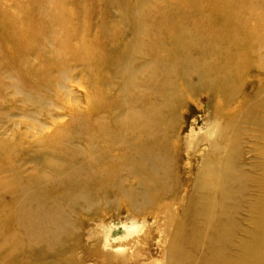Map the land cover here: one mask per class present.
Here are the masks:
<instances>
[{
    "label": "bare ground",
    "instance_id": "obj_1",
    "mask_svg": "<svg viewBox=\"0 0 264 264\" xmlns=\"http://www.w3.org/2000/svg\"><path fill=\"white\" fill-rule=\"evenodd\" d=\"M92 1L90 8L94 6ZM101 1L106 6L113 5L121 10L124 24L120 30L107 33L102 28L95 35L88 30L85 35L77 37L74 32L77 27L62 18V14L59 16L63 25L56 30L53 41L63 53L43 60L38 76L47 78L50 70L63 67L66 61L81 60L87 73L84 85L88 90L89 108L83 113L75 111L69 123L60 124L63 128L49 132L43 142V146L52 144L50 147L55 149L56 160L61 162L49 165L53 170L43 178L49 180L46 182L49 186L37 184L42 179L21 174L18 166L10 168V178L0 180V191L4 190L5 184L6 189L15 194L17 212L13 203L9 213L16 223L21 224L20 230L6 228L4 205L0 202V264L55 262L57 258L48 253L57 247L40 245L36 234L46 228L50 234L46 242H59L61 226L53 223L51 217L59 213L62 215V208H67V202L77 201V198L85 201L83 198L88 197V190L91 189L90 182L99 181L101 184L103 180L112 178L113 185L125 191L133 184L129 183V179L145 174L151 175L155 184L170 189L171 180L167 173L171 172L172 159L169 156L167 159L168 152L151 140V137H159L157 123L162 124L167 113L173 109L171 98L175 96H167L166 100L169 94L166 87L169 85L173 90L174 86L168 78L178 76V83L187 84L188 76L195 74L201 84L213 87L219 82L217 89L222 105L236 91L242 90L243 79L253 75L248 72L250 65L252 69H261L264 65V52H257L258 47H264V35L252 39L258 30L264 34V0H193L189 8L182 9L177 3L169 11L158 3L157 7L150 5V0ZM66 7L67 4L63 5L64 15L68 11ZM90 8L86 9L85 16L91 15ZM153 13L158 14V18L149 21ZM75 19L77 23H82ZM152 22L160 24L158 32L153 30ZM14 23L12 18L4 20V28L15 31L8 41L11 48L24 51L28 41L34 46L42 29H28L25 21L15 29ZM102 34L104 41L99 38ZM216 58L223 59L218 67L214 66ZM168 63L175 65L170 67ZM9 65L12 67L11 61L6 60L4 68ZM109 72L122 76L127 82L120 89L113 86ZM90 79L94 81L88 83ZM99 83L106 87H99ZM250 91L242 102L264 93L257 88ZM122 92L124 98L120 102L118 99ZM93 93L98 100L95 97L93 101ZM156 96L160 103L151 106L150 102ZM263 118L264 95L255 106L248 108L247 121H253L264 129ZM216 122L205 130L202 137L208 151L202 158L201 169L196 173L194 189L186 197L179 216L172 220L176 223L172 236L174 242L169 250L172 264H264V197L248 204L247 209L252 212L249 214H254L252 228L248 230L250 236L236 237L238 207L245 197L242 186L245 174L234 169L233 148L236 146L232 138L228 141L229 155L218 168V154L221 143L228 138L224 135L228 124L222 126L221 122ZM69 144H85L87 147L66 150ZM5 146H0L3 156L0 157L6 158L8 164L17 162L18 153ZM125 183L129 184L128 187ZM155 184L147 190H142L144 185L141 191L133 189L130 192L133 204L139 206L151 200L157 189ZM51 187L63 189L68 200L65 203L50 202L45 190ZM31 202L35 206L29 208ZM207 228H210L209 232L205 231ZM200 242H205V246L198 248ZM44 251H48L47 255Z\"/></svg>",
    "mask_w": 264,
    "mask_h": 264
},
{
    "label": "rangeland",
    "instance_id": "obj_2",
    "mask_svg": "<svg viewBox=\"0 0 264 264\" xmlns=\"http://www.w3.org/2000/svg\"><path fill=\"white\" fill-rule=\"evenodd\" d=\"M192 1L150 0V5L157 7L158 3L169 11L177 3L182 9L189 8ZM91 2L93 1L0 0V146L4 148V145H7L5 147L18 153L17 162L10 164L6 158L0 157V180L10 178V168L18 166L21 174H26L28 178L42 179L36 183L49 186L46 183L49 180L43 178L51 174L53 167L50 168L49 165L57 161V155L55 149L50 147L52 144L43 146V142L49 132L63 128L60 124L69 123L75 111L87 112L88 90L84 85L87 73L81 60L66 61L63 67L50 70L47 78L42 79L38 75L42 70L43 60L63 53L53 41L56 30L63 25L59 20L60 14L77 27L74 31L77 37L85 35L88 30L95 35L102 28L109 33L110 30H120L123 27L119 7L106 6L101 0H94V6L90 8ZM65 4L68 11L64 15L62 11ZM87 8L91 9V15L85 16ZM177 8L180 9L178 5ZM69 13L72 14L68 16ZM8 18L15 22V29L20 28L24 21L28 29H42L39 31L41 33L37 43L33 46V42H25L24 51H14L8 41L15 31L4 28V20ZM75 18L82 23H77ZM155 18H158V14L153 13L148 20L154 21ZM152 26L155 32L159 31L158 22H154ZM263 35L258 30L252 39ZM99 38L104 41L103 34ZM257 52L263 54L264 47H258ZM6 60L11 61L12 67L9 65L4 68ZM222 60L216 58L214 66H220ZM167 65L174 67L175 64ZM149 67L151 68L150 65ZM248 72L253 75L250 74V78L242 80V90L236 91L235 95L229 101H223L222 105L217 89L219 82L210 87L199 83L195 74L188 76L187 84L178 83V76L168 78V82L174 86L173 90L169 85L166 87L169 91L166 100L167 96H175L171 98L173 109L167 113L162 124L157 123L159 137H151V140L156 146L173 154L166 155L167 159L168 156L172 159L171 172L169 175L167 173L171 180L170 189L155 184L151 175L145 174H137L129 179V183L133 184L128 187L129 184L125 183L128 187L125 191L116 188L112 178L103 180L101 184L99 181L90 182L91 189L88 190V197L83 198L85 201L77 198V201L67 202V208H62V215L59 213L51 217L53 223L61 226L59 242H46V239L50 238L46 228L36 234L35 238L40 245L57 247L48 253L57 258L51 264H172L169 250L174 242L173 233L176 231L175 220H172L173 217L176 219L179 216L180 208L186 204V197L194 189L192 186L196 173L201 169L202 158L208 151L207 143L202 137L205 130L216 121L221 122L222 126L228 124L224 132L228 138L221 143L218 168L221 167L222 160L229 155L227 151L229 152V142L232 138L236 146L233 148L236 166L234 169L245 174L242 182L245 197L238 207V228L235 235L241 238L249 237L248 230L252 228L254 214H249L252 212L248 211V204L264 197V129L253 121H247V117L248 108L255 106L264 93L255 99L242 101L251 93L250 89L264 91V65L261 69H252L250 65ZM108 76L111 84L119 89L127 82L122 76L113 75L112 72H109ZM93 81L90 79L88 83ZM101 85L106 87L99 83V87ZM139 88L142 90L141 86ZM139 88L138 91L141 92ZM224 94L227 95V92L224 91ZM95 97L98 100V96L94 94L93 101ZM123 98L122 92L118 100L122 102ZM155 103H160L157 96L153 97L150 105ZM102 120L104 121L105 117ZM76 147L84 148L87 145L69 144L66 150H80ZM139 176L141 177L138 178ZM154 184L157 189L152 195L153 198L139 206L134 205L130 192L133 189L141 191L143 185L142 190H147ZM4 186V190L0 191V202L4 205L6 228L20 230L21 224L16 223L9 213L15 194L6 189L5 184ZM167 189V193H163ZM45 192L50 202L65 203L68 200L64 190L58 187L48 188ZM33 206L34 202H31L28 207ZM13 208L17 212L15 203ZM209 230L210 228H207L205 231ZM204 246L205 242H200L198 248ZM47 252L44 251L45 254Z\"/></svg>",
    "mask_w": 264,
    "mask_h": 264
}]
</instances>
